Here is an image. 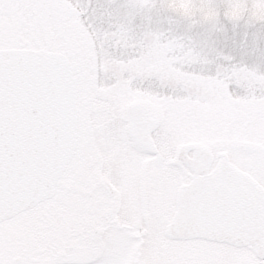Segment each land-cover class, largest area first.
<instances>
[{"label": "snow or ice", "instance_id": "6c2138e0", "mask_svg": "<svg viewBox=\"0 0 264 264\" xmlns=\"http://www.w3.org/2000/svg\"><path fill=\"white\" fill-rule=\"evenodd\" d=\"M232 7L0 0V264H264V50L227 30L264 5Z\"/></svg>", "mask_w": 264, "mask_h": 264}, {"label": "rangeland", "instance_id": "374dc122", "mask_svg": "<svg viewBox=\"0 0 264 264\" xmlns=\"http://www.w3.org/2000/svg\"><path fill=\"white\" fill-rule=\"evenodd\" d=\"M102 2H114V3H123L124 0H102ZM226 0H215V3L223 7ZM232 3L233 7L231 11L235 14L239 12L240 5L244 0H229ZM251 3V0H248ZM258 5H264V0H254ZM259 11L264 12V8L259 9ZM246 17L240 21L233 24L228 22L227 30L229 35L235 38L237 41L242 42L245 45V59L249 63L260 62L262 58L260 57V51L264 50V23L257 21L254 24L246 23ZM227 51L228 49L225 48ZM255 50V51H253ZM224 54L223 49L218 48L215 44V39L209 34L203 40L197 41L196 52L192 53V50L189 49L186 55L188 59L193 60L197 57L201 60L211 62L218 55ZM240 58L239 56L237 57ZM187 75L193 76L198 75L196 73H188ZM199 79L205 82L209 87L219 88L223 85V81L216 79L215 77H205L200 76Z\"/></svg>", "mask_w": 264, "mask_h": 264}]
</instances>
